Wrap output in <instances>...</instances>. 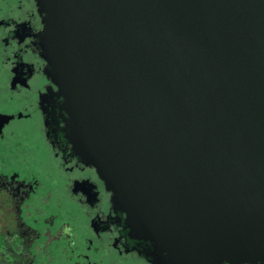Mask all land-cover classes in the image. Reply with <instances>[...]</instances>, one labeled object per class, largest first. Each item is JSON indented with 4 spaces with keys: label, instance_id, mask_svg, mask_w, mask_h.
<instances>
[{
    "label": "water",
    "instance_id": "water-1",
    "mask_svg": "<svg viewBox=\"0 0 264 264\" xmlns=\"http://www.w3.org/2000/svg\"><path fill=\"white\" fill-rule=\"evenodd\" d=\"M36 1L67 138L144 255L264 264V0Z\"/></svg>",
    "mask_w": 264,
    "mask_h": 264
},
{
    "label": "flooded vegetation",
    "instance_id": "flooded-vegetation-1",
    "mask_svg": "<svg viewBox=\"0 0 264 264\" xmlns=\"http://www.w3.org/2000/svg\"><path fill=\"white\" fill-rule=\"evenodd\" d=\"M43 32L36 0H0V256L9 264H156L67 138Z\"/></svg>",
    "mask_w": 264,
    "mask_h": 264
},
{
    "label": "rangeland",
    "instance_id": "rangeland-1",
    "mask_svg": "<svg viewBox=\"0 0 264 264\" xmlns=\"http://www.w3.org/2000/svg\"><path fill=\"white\" fill-rule=\"evenodd\" d=\"M0 262L2 263V264H9V262L8 261H3V258L0 256Z\"/></svg>",
    "mask_w": 264,
    "mask_h": 264
}]
</instances>
